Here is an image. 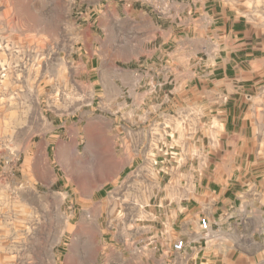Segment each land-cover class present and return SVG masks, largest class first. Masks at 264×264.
<instances>
[{"label": "crops", "instance_id": "crops-1", "mask_svg": "<svg viewBox=\"0 0 264 264\" xmlns=\"http://www.w3.org/2000/svg\"><path fill=\"white\" fill-rule=\"evenodd\" d=\"M240 1L128 5L123 13L138 29L135 44L125 45L131 69L105 55L94 23L78 27V60L107 115L91 116L84 129L90 141L99 130L102 163H110L92 174L128 177L150 155L152 174L170 176L162 196L153 186L151 200L135 205L151 234L107 235L102 264L264 263V235L240 232L242 223H264V29L243 19ZM140 188L133 190L143 195L147 187ZM179 240L183 249L175 251Z\"/></svg>", "mask_w": 264, "mask_h": 264}, {"label": "rangeland", "instance_id": "rangeland-1", "mask_svg": "<svg viewBox=\"0 0 264 264\" xmlns=\"http://www.w3.org/2000/svg\"><path fill=\"white\" fill-rule=\"evenodd\" d=\"M136 2L0 0V264H102L107 235L151 234L135 205L151 200L153 186L162 196L170 176L152 174L150 155L128 177L107 182L106 173L92 174L110 163H102L99 130L90 141L84 129L91 116L107 115L76 52L78 27L90 21L105 55L131 69L125 45L135 44L138 29L123 12ZM240 2L243 19L264 29V0ZM136 185L147 191L134 192ZM240 232L264 235V223H242Z\"/></svg>", "mask_w": 264, "mask_h": 264}, {"label": "built area", "instance_id": "built-area-1", "mask_svg": "<svg viewBox=\"0 0 264 264\" xmlns=\"http://www.w3.org/2000/svg\"><path fill=\"white\" fill-rule=\"evenodd\" d=\"M140 1L142 2V1H144V0H140ZM199 225H200V227H201L202 230H205V231L208 230V223H207V221H206L204 218H201V219L199 220ZM183 246H184V242L181 241V240H179V241H176V242L174 243V245H173V249H174L175 251H182Z\"/></svg>", "mask_w": 264, "mask_h": 264}]
</instances>
